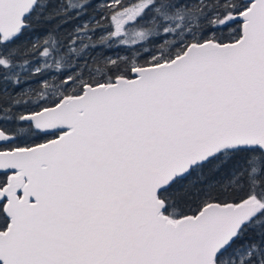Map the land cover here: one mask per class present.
Returning a JSON list of instances; mask_svg holds the SVG:
<instances>
[{
	"label": "snow or ice",
	"instance_id": "6c2138e0",
	"mask_svg": "<svg viewBox=\"0 0 264 264\" xmlns=\"http://www.w3.org/2000/svg\"><path fill=\"white\" fill-rule=\"evenodd\" d=\"M0 264H264V0H0Z\"/></svg>",
	"mask_w": 264,
	"mask_h": 264
}]
</instances>
